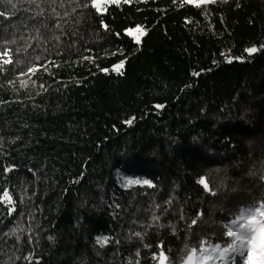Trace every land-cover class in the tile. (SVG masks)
Instances as JSON below:
<instances>
[{
  "label": "trees",
  "instance_id": "1",
  "mask_svg": "<svg viewBox=\"0 0 264 264\" xmlns=\"http://www.w3.org/2000/svg\"><path fill=\"white\" fill-rule=\"evenodd\" d=\"M93 1L0 0V264H184L264 203V0Z\"/></svg>",
  "mask_w": 264,
  "mask_h": 264
},
{
  "label": "snow or ice",
  "instance_id": "2",
  "mask_svg": "<svg viewBox=\"0 0 264 264\" xmlns=\"http://www.w3.org/2000/svg\"><path fill=\"white\" fill-rule=\"evenodd\" d=\"M11 3V0H8ZM118 2V0H115ZM128 2V0H125ZM215 0H200V3H211ZM199 6V4L197 5ZM3 13L0 12V16ZM133 31L144 34L143 29L137 26L134 30H129V34ZM139 44L140 40L136 39ZM249 55L256 53L257 48L246 49ZM39 59V58H37ZM10 61H4L9 63ZM228 62H231L229 59ZM123 68V63L117 65L113 70L120 72ZM162 107V106H158ZM127 123L131 124L129 120ZM147 184L152 186L148 180H128L127 184ZM206 191H210L208 183L201 179ZM215 195V193H212ZM5 198L11 203L8 193H4ZM264 199V198H261ZM231 219L221 225L222 231L220 238L222 242H213V237L204 238L199 245L191 248L189 251L186 246L187 259L184 264H264V204H257L255 202L244 205L231 213ZM197 221L192 220L195 225ZM137 235H139L137 233ZM227 238L224 240L223 238ZM97 243L103 246L108 243V237H97ZM160 264H165L167 257L163 252L160 253Z\"/></svg>",
  "mask_w": 264,
  "mask_h": 264
},
{
  "label": "rangeland",
  "instance_id": "3",
  "mask_svg": "<svg viewBox=\"0 0 264 264\" xmlns=\"http://www.w3.org/2000/svg\"><path fill=\"white\" fill-rule=\"evenodd\" d=\"M118 1H120V0H118ZM190 2H200V0H189ZM111 2H115V0H94L93 1V5L95 6V8L99 11V12H102L103 10H104V8H105V6L108 4V3H111ZM140 27V26H139ZM137 27H135V28H132V29H128L126 32H127V34H129V30H134V29H136ZM141 29H143L142 27H140ZM143 31H144V29H143ZM129 35H131V36H133L134 38H135V40L136 39H139L140 37H142L143 35H141L139 32H135V31H133L131 34H129ZM253 47H255V48H257L258 50H259V47L258 46H250V47H248V48H246V49H249V48H253ZM246 53L247 54H249L247 51H246ZM235 58H237L238 60H243L244 59V57H235ZM229 59H232L231 57L229 58ZM228 59V60H229ZM118 177V182L120 183V185H122V186H128L129 184H127V181L128 180H137V179H133V178H129V177H127V176H123V175H121V176H117ZM140 181H143V180H140ZM258 204H264V203H258ZM160 261H161V257H160Z\"/></svg>",
  "mask_w": 264,
  "mask_h": 264
}]
</instances>
